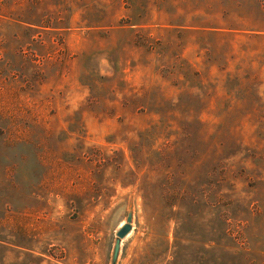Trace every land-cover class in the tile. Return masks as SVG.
<instances>
[{"label": "rangeland", "instance_id": "obj_1", "mask_svg": "<svg viewBox=\"0 0 264 264\" xmlns=\"http://www.w3.org/2000/svg\"><path fill=\"white\" fill-rule=\"evenodd\" d=\"M0 264H264V0H0Z\"/></svg>", "mask_w": 264, "mask_h": 264}, {"label": "water", "instance_id": "obj_2", "mask_svg": "<svg viewBox=\"0 0 264 264\" xmlns=\"http://www.w3.org/2000/svg\"><path fill=\"white\" fill-rule=\"evenodd\" d=\"M131 222H132V214H129L127 216L126 222L123 225H121L118 231L116 232L117 239L114 246L113 262H115L118 257L122 240H124L132 231Z\"/></svg>", "mask_w": 264, "mask_h": 264}]
</instances>
